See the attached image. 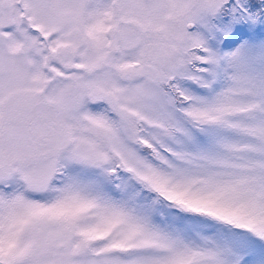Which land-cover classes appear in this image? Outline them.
Segmentation results:
<instances>
[{
    "label": "snow or ice",
    "instance_id": "obj_1",
    "mask_svg": "<svg viewBox=\"0 0 264 264\" xmlns=\"http://www.w3.org/2000/svg\"><path fill=\"white\" fill-rule=\"evenodd\" d=\"M0 264H264V0H0Z\"/></svg>",
    "mask_w": 264,
    "mask_h": 264
}]
</instances>
